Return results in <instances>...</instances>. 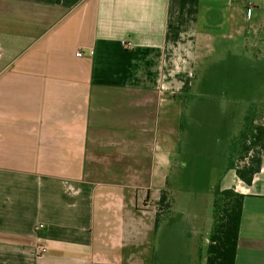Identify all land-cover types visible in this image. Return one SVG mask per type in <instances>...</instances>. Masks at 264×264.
Listing matches in <instances>:
<instances>
[{"label": "crops", "instance_id": "obj_1", "mask_svg": "<svg viewBox=\"0 0 264 264\" xmlns=\"http://www.w3.org/2000/svg\"><path fill=\"white\" fill-rule=\"evenodd\" d=\"M262 7L0 0V264H154L160 233L190 213L195 235L216 186L243 196L234 264H264V157L248 182L227 165L243 110L223 136L217 183L207 191L196 183L187 197L194 211L178 206L180 185L157 228L148 210L184 154L180 122L194 99L197 54L215 34L243 31V22L257 33ZM195 139L189 159L204 162L206 140Z\"/></svg>", "mask_w": 264, "mask_h": 264}, {"label": "rangeland", "instance_id": "obj_2", "mask_svg": "<svg viewBox=\"0 0 264 264\" xmlns=\"http://www.w3.org/2000/svg\"><path fill=\"white\" fill-rule=\"evenodd\" d=\"M259 13L264 22L263 7ZM243 23L244 29L239 33L225 31L215 34L208 43V47L197 54L193 67L196 77L191 94L194 99L182 115L180 122V138L185 144L182 150L184 154H180L179 164L175 161L170 163L166 172L168 183L165 188L170 196H174L179 185L183 187L177 195L179 198L177 204L186 211H194L190 206V198L187 197L194 194L196 183L201 190L205 191L209 183L213 185L217 183V177L223 164L220 156L222 145L225 143L223 136L225 131L234 128L236 121H240L241 110H243L244 118L249 110L254 115L255 123H264V60L260 61L259 58L264 56V25L258 27L257 33L252 35L248 33L249 24ZM241 45H244V50H240ZM242 54L247 58L257 57L258 59L243 62L239 58ZM230 55L235 57L231 59ZM190 125L194 129L192 134H195L196 141L202 138L206 140L204 142L206 161L204 162L201 161L203 159H199L200 157L189 159V151L194 152L198 148H193L189 144V139L195 137L190 138L189 136L191 135ZM237 154L238 151L234 158L238 157ZM156 196L153 194L152 199ZM207 204L206 196L202 201V216L195 235L190 227H193L196 219L188 213L181 216L180 223H175L174 232L164 230L158 238L156 237L159 242L155 244L154 264H188V260H190L189 264H204L207 238L212 226V216L207 210ZM148 205V210L156 214L157 201L151 200ZM203 205L206 206H204L205 209ZM172 208L173 204L167 214L164 216L162 214L161 219L170 216ZM189 230L195 241L193 242L195 254L192 259L189 258L192 253V242L189 241L190 236L187 235Z\"/></svg>", "mask_w": 264, "mask_h": 264}, {"label": "trees", "instance_id": "obj_3", "mask_svg": "<svg viewBox=\"0 0 264 264\" xmlns=\"http://www.w3.org/2000/svg\"><path fill=\"white\" fill-rule=\"evenodd\" d=\"M239 134L233 137L229 147L228 167L233 168L238 177L245 182L259 170L264 157V123H255L254 115L247 112ZM249 116V117H248ZM238 151V157L234 158ZM162 190L157 202L155 228L161 216L171 208L172 198ZM171 199V201H169ZM243 196L232 191H221L219 186L213 190L212 226L207 238L204 264H234L239 226L242 216Z\"/></svg>", "mask_w": 264, "mask_h": 264}, {"label": "built area", "instance_id": "obj_4", "mask_svg": "<svg viewBox=\"0 0 264 264\" xmlns=\"http://www.w3.org/2000/svg\"><path fill=\"white\" fill-rule=\"evenodd\" d=\"M80 55H81V54H80L79 52L76 53V56H80ZM39 227L41 228L42 226H39ZM37 249H38V253H39V254H43V253L46 252V248L43 247V246H40V247H38Z\"/></svg>", "mask_w": 264, "mask_h": 264}]
</instances>
